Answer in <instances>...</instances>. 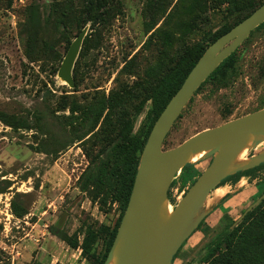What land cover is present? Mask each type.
<instances>
[{
    "label": "rangeland",
    "instance_id": "rangeland-1",
    "mask_svg": "<svg viewBox=\"0 0 264 264\" xmlns=\"http://www.w3.org/2000/svg\"><path fill=\"white\" fill-rule=\"evenodd\" d=\"M117 1L121 7L110 23L94 30L86 25L87 34L92 36L84 49L82 45L75 62L77 88H70L58 75L62 62L46 57L43 43L56 42L57 50L65 57L67 43L71 45L75 40L81 21L69 25V39L61 35L63 28L56 26L54 20L43 23L36 36V52L31 56L27 54L26 22L34 4L47 17L51 13L48 6L53 3H58L59 14L65 6L82 14L84 2L0 0V110L31 121L37 113L44 116V132H37V128L16 131L0 121V264H98L104 249L102 239L90 259L82 255L81 248L72 249L68 239L77 235L82 243L87 224L113 226L120 213L117 202L108 200L104 206L77 188V181L89 164L85 149H97L93 142L98 138L92 135L99 131L101 123L82 141L65 146L71 137L65 119L71 115L69 107L72 102L88 105L113 90L154 81L159 69L161 76L187 46L205 43L210 33L230 21L227 0H182L179 4V0ZM157 29L174 31L175 43L167 47L159 37H151ZM236 58L235 76L227 86L209 80L196 91L170 130L164 149L264 106V26L250 34ZM137 103L134 100L120 108L119 117H123V112L132 115ZM149 103L136 119L135 132L146 117ZM43 144L49 152L36 148ZM263 148L264 144L251 153L246 151L244 157ZM210 160L195 162L196 167L204 171ZM263 177L261 169L240 181L236 189L229 182L227 185L232 187L225 185L212 194L208 200L210 213L180 248L172 264H207L209 244L243 215L262 188L259 182ZM193 179L188 184L180 180L174 186L172 207ZM227 190L235 191L234 196L215 205L219 193ZM53 230L61 232L62 237Z\"/></svg>",
    "mask_w": 264,
    "mask_h": 264
},
{
    "label": "trees",
    "instance_id": "trees-1",
    "mask_svg": "<svg viewBox=\"0 0 264 264\" xmlns=\"http://www.w3.org/2000/svg\"><path fill=\"white\" fill-rule=\"evenodd\" d=\"M181 1L179 0L177 4ZM82 2L85 4L82 14H77L66 6L59 14L58 10L60 8L58 7V3H53L48 6L51 13L47 17L41 15L39 5H32L26 22L28 30L27 54L31 56L36 52V36L43 23L47 24L51 20H54L56 26L63 28L61 35L69 39L66 35L69 25L81 21L82 27L78 31V35L88 24H90V29L94 30L95 27L110 23L121 7V3L117 0H82ZM195 2L198 3L200 0H195ZM227 3L229 4L227 11L229 12L230 21L224 24L218 31L210 33L208 41L205 43L199 42L195 45L187 46L182 56L161 76H159L161 71L159 69L155 74L156 79L154 81L138 82V87L124 88L120 91L113 90L109 96L104 95L88 105L81 106L77 102H72V105L69 107L71 115L65 119L66 125L70 127L69 133L71 137L65 146L76 141H82L92 134L101 123L99 131L92 135L98 138L93 142V145L98 146L97 149L94 151L85 149L89 157V164L80 175L77 181V188L82 193H89L93 200H99L104 206L108 200L117 202L120 213L117 222L113 226L101 225L94 227L92 224H87L82 243H80L77 235L68 239L72 249H82L84 257L90 259L95 256L93 249L96 243L102 239L104 249L98 257V264H104L127 208L142 151L154 124L170 99L181 87L209 45L248 17L264 2L259 3L257 0H227ZM263 26L264 23L256 29ZM90 34H93V32ZM91 36L89 34L86 35L83 41V49ZM151 37H159L164 46L167 47L172 46L176 40L174 31L170 29H157ZM69 45L70 42L68 41L65 49L66 52L69 49ZM238 49L225 59L204 83L209 80H216L221 86H227L235 76L236 69L234 65L238 60L236 58ZM42 52L46 57L50 56L54 61H59L60 63L63 61L64 57L61 51L57 50L56 42L45 41ZM73 76L75 88H77L76 67L74 68ZM142 94H145V97ZM134 100H138L134 113L131 115L130 112H123V117H119L121 114L118 110L127 107ZM149 101L146 117L142 121L139 130L135 132L136 119ZM262 108L264 106H261L257 110ZM0 121L5 126L11 127L16 131L34 130L37 128V132H44V116L42 114L37 113L34 121H31L28 117L0 110ZM36 148L42 152H49L44 144L42 147L39 145ZM261 169H264V163L227 177L217 188L229 182L235 185L243 177H252ZM202 172L196 167L195 163L186 165L182 169L179 179H175L171 184L169 189L170 201L173 200L172 202H175L172 199V189L180 180L188 184V181L197 175L187 186L188 190ZM259 184L262 188L250 205L264 194V177ZM1 193L2 191H0ZM234 194L235 192L227 193L221 199V203L230 200ZM19 214L22 215V213ZM237 221L238 219L232 221L224 233L217 236L209 244V252L206 257L207 264H264V199L240 222L237 223ZM53 233L62 237L61 232L53 230Z\"/></svg>",
    "mask_w": 264,
    "mask_h": 264
},
{
    "label": "water",
    "instance_id": "water-1",
    "mask_svg": "<svg viewBox=\"0 0 264 264\" xmlns=\"http://www.w3.org/2000/svg\"><path fill=\"white\" fill-rule=\"evenodd\" d=\"M262 23L264 3L209 45L162 111L142 151L127 208L104 264H172L210 213L208 200L218 185L229 176L264 163V148L239 159L244 151L251 153L264 144V108L202 130L178 146L164 149L170 130L196 91ZM87 33L86 27L71 43L58 71L70 88L75 87L73 71ZM207 158L211 159L209 165L172 207L169 189L173 181L186 165ZM221 199H215V205ZM263 199L264 194L237 223Z\"/></svg>",
    "mask_w": 264,
    "mask_h": 264
},
{
    "label": "crops",
    "instance_id": "crops-1",
    "mask_svg": "<svg viewBox=\"0 0 264 264\" xmlns=\"http://www.w3.org/2000/svg\"><path fill=\"white\" fill-rule=\"evenodd\" d=\"M247 177H243L240 181L242 182L243 180H245ZM239 181V182H240ZM238 182V183H239ZM240 182V183H241ZM238 183L237 184H235V185H233L234 187H235V189H236V187L238 186ZM227 187H232V186H228L227 184H225ZM224 185V186H225ZM224 186H222V187H220V188H218L217 190H216V192H220L221 190H222V188L224 187ZM233 190H227V191H224V192H222V193H219V200L225 195V194H227L228 192H232ZM226 203V202H225Z\"/></svg>",
    "mask_w": 264,
    "mask_h": 264
},
{
    "label": "bare ground",
    "instance_id": "bare-ground-1",
    "mask_svg": "<svg viewBox=\"0 0 264 264\" xmlns=\"http://www.w3.org/2000/svg\"><path fill=\"white\" fill-rule=\"evenodd\" d=\"M244 153H245V151L243 152V154H241V156H240L239 159H241V160L245 159V157H244ZM201 155H202V154L195 156L194 160L199 159V158L201 157Z\"/></svg>",
    "mask_w": 264,
    "mask_h": 264
}]
</instances>
